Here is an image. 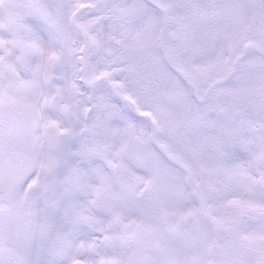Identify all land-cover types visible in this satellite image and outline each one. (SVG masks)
Wrapping results in <instances>:
<instances>
[{
	"label": "snow or ice",
	"instance_id": "obj_1",
	"mask_svg": "<svg viewBox=\"0 0 264 264\" xmlns=\"http://www.w3.org/2000/svg\"><path fill=\"white\" fill-rule=\"evenodd\" d=\"M0 264H264V0H0Z\"/></svg>",
	"mask_w": 264,
	"mask_h": 264
}]
</instances>
